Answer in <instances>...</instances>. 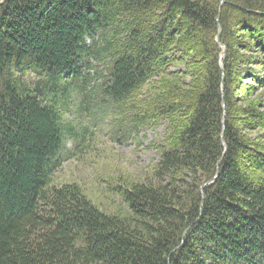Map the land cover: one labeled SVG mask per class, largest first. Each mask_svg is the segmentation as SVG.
<instances>
[{"label":"trees","instance_id":"obj_1","mask_svg":"<svg viewBox=\"0 0 264 264\" xmlns=\"http://www.w3.org/2000/svg\"><path fill=\"white\" fill-rule=\"evenodd\" d=\"M79 89L161 128L118 211L56 178ZM0 264H264V0H0Z\"/></svg>","mask_w":264,"mask_h":264},{"label":"rangeland","instance_id":"obj_2","mask_svg":"<svg viewBox=\"0 0 264 264\" xmlns=\"http://www.w3.org/2000/svg\"><path fill=\"white\" fill-rule=\"evenodd\" d=\"M83 91L61 101L65 104L62 114L73 124L77 141L69 140L67 143L70 159L56 178L77 181L97 206L118 211L122 204L107 190L118 184V178L127 173L133 174L131 179L142 178V171L157 161V154L149 142L157 138L156 132L161 128L143 131L139 140L132 139L127 143L113 141L114 129L119 127L118 119L109 114L102 125L92 126V104L86 103L88 100L84 98ZM118 116L121 117L119 111Z\"/></svg>","mask_w":264,"mask_h":264},{"label":"water","instance_id":"obj_3","mask_svg":"<svg viewBox=\"0 0 264 264\" xmlns=\"http://www.w3.org/2000/svg\"><path fill=\"white\" fill-rule=\"evenodd\" d=\"M221 2H223V0H221Z\"/></svg>","mask_w":264,"mask_h":264}]
</instances>
